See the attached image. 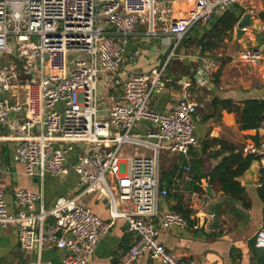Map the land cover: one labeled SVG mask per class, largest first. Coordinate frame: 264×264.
<instances>
[{"label":"built area","instance_id":"obj_1","mask_svg":"<svg viewBox=\"0 0 264 264\" xmlns=\"http://www.w3.org/2000/svg\"><path fill=\"white\" fill-rule=\"evenodd\" d=\"M184 1L189 10L175 17L174 0H0V53L11 57L0 64V141L14 144L13 159L27 176L44 180L74 170L82 185L77 196H61L50 207L43 192L18 189L17 212L0 191V228L18 229L25 250L55 246L67 252L61 264H91L112 228L82 199L98 195L107 198L112 218H125L138 235L117 264H135L145 253L164 264H185L160 238L161 227L189 225L181 213L160 209L169 194L160 186V157L169 150L188 158L198 144L193 82L182 83V97L170 112L150 108L166 64L130 74L122 95L111 96L106 108L99 95L103 75L140 58L141 49L129 55L140 25L146 26L144 36H168L165 46L175 48L197 24L245 0ZM246 12L255 15L254 9ZM238 59L264 80V49L243 48ZM218 67L215 58L203 55L197 84L207 85ZM242 152L264 158V137L247 142ZM258 186L264 187V171ZM205 216L207 224L216 220L215 213ZM255 244L264 248V227Z\"/></svg>","mask_w":264,"mask_h":264},{"label":"crops","instance_id":"obj_2","mask_svg":"<svg viewBox=\"0 0 264 264\" xmlns=\"http://www.w3.org/2000/svg\"><path fill=\"white\" fill-rule=\"evenodd\" d=\"M189 8L188 1L173 2L175 17L185 15ZM230 8L235 12H239V9H243L244 12L249 8L254 9L255 20L264 25V18L261 15L264 14V0H245ZM217 15L220 14H215L207 22L197 24L175 48L165 46L169 40L168 36H144L146 26L140 25L138 34L131 39L129 55L135 49H141V56L135 63H124L115 74L103 75L99 84L101 108L112 104L111 96L122 95L123 84L130 74H149L166 64L161 89L153 94L150 108L170 112L182 97L184 90L182 83L188 80L193 82L190 91L191 99L198 103V120L195 125L198 144L192 149L199 151L204 141L215 138L226 140L241 149L250 140L260 141L264 137V123L259 129H240L235 112L220 110L213 105V101L217 99H231L241 105L249 99L264 100V80L258 72L238 59V53L243 48L256 46V41L249 31L239 41L234 35L235 25L233 32L220 41L217 47L203 52L202 38L216 23ZM262 34L264 36V32ZM205 54L215 58L219 67L212 80L207 85L200 86L195 78L202 56ZM6 132L5 129L2 131ZM219 148V144L212 143L206 150L207 167H214L221 160L222 156L210 157V154ZM13 149L12 142L0 141V191L5 193L11 211L17 212L21 209L15 202V192L18 189L43 192L45 207L53 206L61 196L71 198L79 194L82 185L79 175L74 170H70L66 176H47L44 180L29 177L24 166L14 161ZM147 153L150 154V151ZM74 154L75 152H72L69 156L74 158ZM191 158V152L188 158L169 150L162 152L161 170L176 173L173 175L175 183L170 188V195L160 201V209L173 210L175 205L182 204L194 210L195 213L191 217L197 218L198 221L200 215L211 212L215 205L220 203L221 215L218 221L206 223L203 228L196 230L190 229L189 226L161 227L160 238L166 248L177 254L185 264H264V248H259L255 244L258 231L264 227L261 187L244 184L248 180L258 181L264 171V158L260 156L254 160L249 168L252 170L251 176L247 180L243 179V176L239 177L244 192L238 199L231 198L222 191L217 192L206 178L200 183L205 190L204 193L190 191L186 186L187 170L184 169L186 172L181 178L178 174L184 168V161L189 163ZM208 185L213 187L215 196H210L206 191ZM82 199L93 212L112 222L110 232L101 239L91 257V264H117L120 256L138 241V235L129 230L125 218H112L106 197L88 195ZM36 208L38 209L39 205ZM66 254L65 249L55 246L44 247L41 250H25L21 245L18 229L0 228V264H61ZM135 264L164 263L152 259L150 254L145 253Z\"/></svg>","mask_w":264,"mask_h":264},{"label":"trees","instance_id":"obj_3","mask_svg":"<svg viewBox=\"0 0 264 264\" xmlns=\"http://www.w3.org/2000/svg\"><path fill=\"white\" fill-rule=\"evenodd\" d=\"M243 12V9H239V12H235L230 8L226 12L217 15L216 23L202 38L201 44L203 52L217 47L220 41H223L225 37L229 36L233 32ZM261 15L264 18V14ZM213 105L220 110L227 109L228 111L235 112L240 129H259L264 123V100L249 99L241 105L231 99H217L213 101ZM212 143L219 144L220 148L210 154V157L217 158L222 156V158L214 167H207L205 152L211 147ZM202 145V149L199 151L197 149L191 150L192 158L189 163L186 161L183 163V167L189 164L190 170L186 172L183 168L178 174L181 178L185 172L187 173V188L193 192L204 193L205 190L200 186V183L203 178H206L217 192L222 191L225 195L234 199L241 198L244 187L239 181V177H241L250 168L253 161L259 159L260 156L254 154L244 155L241 148L223 139L215 138L207 140L204 141ZM175 173L176 171L161 170L160 186L166 187L169 190V195L170 188L175 183L173 179ZM260 195L264 201V187L260 188ZM221 206L222 204L217 203L215 208L211 210V212L216 215L215 221L219 220L218 218L221 215L219 209ZM173 210L181 213L187 219L189 228L193 229L197 220V218L192 219L191 217L195 213L193 209L185 207L182 204H177L173 207Z\"/></svg>","mask_w":264,"mask_h":264},{"label":"water","instance_id":"obj_4","mask_svg":"<svg viewBox=\"0 0 264 264\" xmlns=\"http://www.w3.org/2000/svg\"><path fill=\"white\" fill-rule=\"evenodd\" d=\"M247 27L248 31L252 35L253 39L256 41V46H260L261 49H264V36L261 31V24L255 20L253 16L250 15L249 12H243L242 16L239 18L236 27L234 29V35L236 39L239 41L242 40L243 36L247 33V30L244 28ZM247 46V44H245ZM254 162V161H253ZM251 167V166H250ZM252 170H247L242 176L243 179L249 178L251 176ZM244 184H255L258 185V181H252L248 180L244 182ZM206 191L210 196H215V191L213 190V187L211 185H208L206 187ZM206 216L205 215H200L198 217V223H199V228H203L206 223Z\"/></svg>","mask_w":264,"mask_h":264},{"label":"rangeland","instance_id":"obj_5","mask_svg":"<svg viewBox=\"0 0 264 264\" xmlns=\"http://www.w3.org/2000/svg\"><path fill=\"white\" fill-rule=\"evenodd\" d=\"M10 46L15 50V46H14V42L10 43ZM11 57L8 55H5L4 53H0V64H3L4 62H7L8 59H10ZM111 75V74H108ZM163 160V159H162ZM162 168V167H161Z\"/></svg>","mask_w":264,"mask_h":264}]
</instances>
